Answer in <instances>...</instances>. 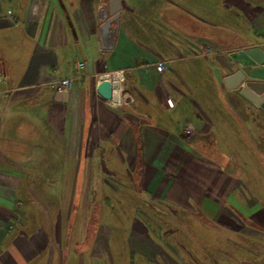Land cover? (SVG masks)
<instances>
[{
	"label": "crops",
	"instance_id": "0c3cea01",
	"mask_svg": "<svg viewBox=\"0 0 264 264\" xmlns=\"http://www.w3.org/2000/svg\"><path fill=\"white\" fill-rule=\"evenodd\" d=\"M105 2L0 0V264L113 260L107 230L74 229L98 160L111 177L133 171L150 198L213 219L240 205L224 137L241 122L223 116L224 98L250 100L225 79L240 68L233 51L264 47V0H121L109 49ZM115 69L133 101L112 107L96 84ZM63 78L65 98L50 85Z\"/></svg>",
	"mask_w": 264,
	"mask_h": 264
},
{
	"label": "rangeland",
	"instance_id": "374dc122",
	"mask_svg": "<svg viewBox=\"0 0 264 264\" xmlns=\"http://www.w3.org/2000/svg\"><path fill=\"white\" fill-rule=\"evenodd\" d=\"M224 101L223 116L241 122L233 128L235 137H224L226 153L239 172L230 177L240 205H226L223 216L213 219L196 206L150 198L133 171L111 177L105 161L98 160L100 174L91 176L87 190L78 191L82 206L74 208V229L79 225L91 234L107 230L114 262L106 254L104 264H264V110L245 99ZM230 103L237 109H230Z\"/></svg>",
	"mask_w": 264,
	"mask_h": 264
},
{
	"label": "water",
	"instance_id": "95a60500",
	"mask_svg": "<svg viewBox=\"0 0 264 264\" xmlns=\"http://www.w3.org/2000/svg\"><path fill=\"white\" fill-rule=\"evenodd\" d=\"M99 9V18H105L101 25L102 45L104 49H109L112 47L113 37L118 31L121 0H106ZM107 14H109V17H106ZM111 25L114 26L111 27ZM108 27H111V42L104 40L107 34L105 30ZM230 57L240 65V68L225 79L228 87H239L242 95L246 96L255 105L264 109V98L260 96L264 93V81L258 80L264 79V74H262L264 68L259 67L264 65V47L252 46L242 50H236L230 54ZM243 82L245 83L244 85H242ZM96 91L104 100L111 98L112 87L107 74L104 73L99 76ZM57 94L63 96V98L67 96L66 91H58Z\"/></svg>",
	"mask_w": 264,
	"mask_h": 264
},
{
	"label": "built area",
	"instance_id": "2783aa9c",
	"mask_svg": "<svg viewBox=\"0 0 264 264\" xmlns=\"http://www.w3.org/2000/svg\"><path fill=\"white\" fill-rule=\"evenodd\" d=\"M205 53L212 52L211 47L207 46L204 48ZM150 64H145L143 67L147 71L149 69ZM75 70L77 73H80L82 68L84 67V63L82 61H76L75 64ZM156 70L162 71L164 68L163 63L161 62H156L154 64ZM264 68V66L262 67ZM105 74L108 75L109 81L111 83L112 87V96L110 99L105 100L108 105L112 107H117L121 105H126L129 104L133 101V97L130 93H128L125 89V72L123 69H115L106 72ZM264 74V72H262ZM244 83H242L243 85ZM51 88L55 91H69L72 88L73 85V80L71 78H63V79H54L51 82ZM184 132L186 134H190L191 129L190 128H185Z\"/></svg>",
	"mask_w": 264,
	"mask_h": 264
},
{
	"label": "flooded vegetation",
	"instance_id": "af4514ba",
	"mask_svg": "<svg viewBox=\"0 0 264 264\" xmlns=\"http://www.w3.org/2000/svg\"><path fill=\"white\" fill-rule=\"evenodd\" d=\"M264 98V97H263Z\"/></svg>",
	"mask_w": 264,
	"mask_h": 264
}]
</instances>
